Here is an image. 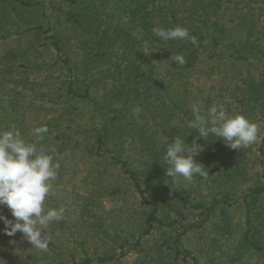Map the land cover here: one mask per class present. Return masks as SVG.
<instances>
[{"label": "rangeland", "instance_id": "obj_1", "mask_svg": "<svg viewBox=\"0 0 264 264\" xmlns=\"http://www.w3.org/2000/svg\"><path fill=\"white\" fill-rule=\"evenodd\" d=\"M25 1L33 5L0 0V132L19 130L38 148L43 145L50 152L55 150L61 167L45 208L63 207L65 212L45 230L52 238L47 251L32 247L19 231L6 235L4 221L0 220V264H57L61 259L72 261V256L80 259L84 250L91 256L117 254V238L127 235L132 240V234L138 235L152 206L132 191V181L120 165L110 156L96 153L95 128L112 123L116 116L107 146L128 160L132 168L145 173L152 150L165 147L166 152L168 141L177 136L189 144L199 140L198 131L187 128L193 105L206 113L219 103L230 106L229 114H244L260 124L259 143L237 150L236 160L223 159L220 147L200 151L194 157L197 162L216 161L215 173L211 174L218 180L215 187L199 176L192 182L180 178L172 186L166 177L167 165H157L161 179L166 180L158 184L144 181L146 195L158 199L161 218H177L179 226L157 229L145 238L141 253L132 251L126 258L105 264H134L139 256L150 258L161 246L172 245V238L186 231L188 225L194 229L182 237L180 248L190 250L192 256L182 264H195L193 256L200 258L199 264L227 261L241 246L246 230L243 197L264 185L258 156L264 138V114L231 106L235 87L232 77L249 73L259 77L263 68L264 0L223 2L221 21L232 29L234 40L226 36L219 51L210 46L201 48L203 63L196 73L181 72L169 50L142 40L137 18L123 6L125 0ZM243 2L252 9L243 7ZM130 5L135 6L134 1ZM37 25L50 26L49 34L61 40L60 56L43 31L31 30ZM121 28L137 40H126ZM251 28L253 33L249 35ZM105 31L109 39L101 45ZM234 45L256 48L249 57L251 61L224 63ZM143 58L151 61L148 65L154 67V76L134 87L127 86L124 93L123 67L128 59L140 62ZM71 82L76 95L69 91ZM87 86L91 87V99L79 95ZM225 88L226 93H222ZM45 124L49 132L43 137L32 134V129ZM240 155H244L242 164L237 161ZM245 167L247 171L241 173ZM224 196L237 201H222L213 209L208 226L195 229L204 216L192 203L205 200L210 206ZM0 216L15 222L6 205H0ZM244 263L264 264V260L248 253Z\"/></svg>", "mask_w": 264, "mask_h": 264}, {"label": "trees", "instance_id": "obj_2", "mask_svg": "<svg viewBox=\"0 0 264 264\" xmlns=\"http://www.w3.org/2000/svg\"><path fill=\"white\" fill-rule=\"evenodd\" d=\"M132 1H134L135 6L130 5V2ZM226 1L232 0H125L123 6L125 9H128L129 13L132 14L133 17L137 18L138 29L143 37L142 40H147L148 44L153 47L159 46L164 50L167 49L173 55L183 54L185 56L186 63L182 66L177 65V67L181 69V72L192 71L193 73H196L198 71L197 69H199L198 66H202L203 63V60L200 58L202 55L201 48L204 46H210L211 49H214V51H219L221 48V41L225 40L226 36L228 39L234 40L231 34L232 29L226 23L224 24L220 17L223 2L225 4ZM20 3L28 6L33 5V2L25 0H20ZM235 4L238 3L235 2ZM241 5L243 7H248V9H252L246 4V2H243ZM176 25L186 27L189 30L190 35H194L198 38V43L193 45L189 40L162 41L153 31L154 28L163 27L167 29ZM34 29H40L45 33L46 37L50 39L51 45L57 51L58 56H60V53L62 52L61 40L57 39L55 34H49L51 32V27L47 26V28H44L43 25H37L31 27V30ZM120 30L125 33L123 34L122 32L123 35L127 34V31L123 28ZM106 32L107 31H105L104 37H100L101 41H99V43L101 45L105 44V40L109 39V34L106 36ZM252 33L251 28L249 35ZM1 37L4 38L6 36L4 35ZM115 38H120V34H115ZM125 38L126 40H137V37H134L132 34L126 35ZM208 40H210L211 43H209ZM254 49L256 48L250 50L241 49L239 46L232 47L230 54L224 58V63L235 64L238 63V61L243 60L251 61L249 57L252 56ZM150 62L151 61L146 58H143L140 62L128 59L122 69L125 73V78L123 80L124 93L127 92L125 90L127 86L134 87L137 83H140L141 81L147 82L151 76H154V67L152 65H148ZM175 73L176 71L174 70L172 76H175ZM259 74V77L254 76L252 73L232 77L235 87L233 89L234 93H230L232 100H234V102H231V106L235 109H238L237 107L239 106L240 110L247 109L250 111L253 109L255 112L264 114V63L262 71ZM72 86L73 82L69 85V91L76 95V90H74ZM90 88V86H87L85 93L79 95L87 99H91ZM226 90L227 88L221 89V92L226 93ZM94 104L96 105V103ZM225 106L227 111L232 112L228 104H225ZM111 120H113L112 123L108 124V122H106L101 127L95 128L94 137L96 142V153L108 155L115 164L120 165L132 181V191L136 192V194L139 195L146 203L151 205L152 208L145 218L143 230L138 235L132 234V240H130L127 235L117 238V254H98L96 256H91L86 250H84L83 256L80 259L76 256H72V261L65 262L61 259L57 264H105L113 260L123 259L126 258L128 253L132 251L141 253L144 250L143 247L145 238L150 236L157 229L163 227L175 229L179 226V220L177 218H172L166 221L158 215L160 205L158 199H149L146 195V189L144 188V181L147 183L158 184L161 183L162 180H166V177L161 179V171L157 170V165L159 166L161 163H164L163 156L165 154V147L158 151L152 150L153 158L147 161V163L149 162L147 172L144 173L136 168H132L128 160L118 156L107 146V137L109 135L110 128L117 120V117L114 116ZM211 137L212 136H210L208 140H205L203 137L198 138L199 140L196 143L203 145V152L204 149L209 152L216 150L217 147H220L224 150L223 159L229 160L234 157L237 149L228 147L223 140H217ZM173 139L174 138L169 140L168 143H171ZM222 141L224 142V145ZM240 156V158H237V161H240L242 164L243 160L241 158H243L244 155ZM258 156L260 157V165L262 166L261 176L264 179V138L258 147ZM234 159L236 160L235 157ZM215 163L216 161H211L209 164H203L209 169L208 180L212 187H215L217 185L215 183L218 182V180L211 175L215 173L213 168ZM246 171L247 168L245 167L241 173ZM219 187H221V185ZM263 194L264 185H260L253 189L252 193L243 197L246 215V230L243 234L241 246L238 247L232 255L228 256L226 259L227 261L221 262L220 264H246L244 263V259L248 253L258 254V256L264 260ZM171 198L173 197L171 196ZM217 199L218 198H214L213 201H216ZM221 203L222 201L216 204L213 209ZM223 203L228 202L223 201ZM211 206L212 205H207L205 200H198L197 202L192 203V207L195 210H201L202 214H204L205 210ZM212 211L202 220V224L195 227V229L198 227L205 229L208 226V222L212 220ZM193 227V225L186 226L185 228L187 230L182 232L180 237L175 235L172 238V245L170 244L169 246H166V244L161 246L150 258H142L139 256L134 264H182L187 262L188 258L192 256V252L188 249L186 250V253L182 252L180 248L181 240L186 233L194 229ZM221 231H223L222 227ZM179 241L180 245L178 244ZM193 260L195 264L200 263V258L198 256H193Z\"/></svg>", "mask_w": 264, "mask_h": 264}, {"label": "clouds", "instance_id": "obj_3", "mask_svg": "<svg viewBox=\"0 0 264 264\" xmlns=\"http://www.w3.org/2000/svg\"><path fill=\"white\" fill-rule=\"evenodd\" d=\"M153 31L162 41L198 43V38L180 25L167 29L158 27ZM171 60L179 66L186 63L183 54L172 55ZM187 128L197 130L205 140L210 136L222 138L228 147L237 150L259 143L261 133L260 124L244 114H229L224 103L213 104L206 113L193 105ZM48 132L46 124L32 129L37 137ZM202 150L203 145L195 141L189 144L178 136L173 139L163 156L168 183L173 186L180 178L192 182L194 176L207 180L209 169L194 158ZM54 152V149L50 152L43 145L38 148L35 143L28 142L19 130L0 132V205L11 210L15 222L6 216H0V220L4 221L6 235L13 236L19 231L39 251L48 250L52 238L45 230L51 223L61 220L65 212L63 207L45 208L61 167Z\"/></svg>", "mask_w": 264, "mask_h": 264}, {"label": "water", "instance_id": "obj_4", "mask_svg": "<svg viewBox=\"0 0 264 264\" xmlns=\"http://www.w3.org/2000/svg\"><path fill=\"white\" fill-rule=\"evenodd\" d=\"M263 167H264V163H263ZM248 193H250V192H248ZM221 201H229V202L234 203V202L237 201V199H230V198L225 197V196L224 197H221L219 200H217L216 202H214L210 208H208L207 210H205V212L203 214L204 218H206L209 215V213L213 210L215 204L217 202H221ZM177 237H180V234H178ZM178 244L180 245V241L178 242ZM181 250H182V252L186 253V250L184 248H181Z\"/></svg>", "mask_w": 264, "mask_h": 264}]
</instances>
